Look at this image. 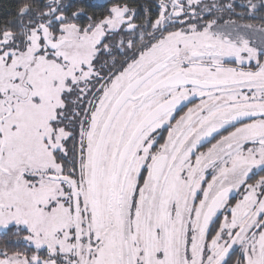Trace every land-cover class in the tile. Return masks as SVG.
<instances>
[{"label":"snow or ice","instance_id":"obj_1","mask_svg":"<svg viewBox=\"0 0 264 264\" xmlns=\"http://www.w3.org/2000/svg\"><path fill=\"white\" fill-rule=\"evenodd\" d=\"M0 264H264V0H0Z\"/></svg>","mask_w":264,"mask_h":264}]
</instances>
